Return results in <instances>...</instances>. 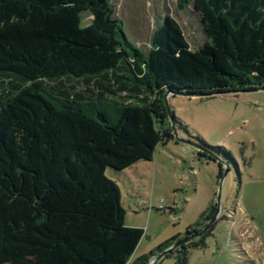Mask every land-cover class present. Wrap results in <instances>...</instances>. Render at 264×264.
I'll list each match as a JSON object with an SVG mask.
<instances>
[{"label": "trees", "instance_id": "16d2710c", "mask_svg": "<svg viewBox=\"0 0 264 264\" xmlns=\"http://www.w3.org/2000/svg\"><path fill=\"white\" fill-rule=\"evenodd\" d=\"M191 5L205 45L192 51L167 15L145 56L112 0H0V264H132L144 231L126 226L106 172L152 162L174 139L156 95L264 88V0L179 1ZM212 228L188 246H205Z\"/></svg>", "mask_w": 264, "mask_h": 264}, {"label": "rangeland", "instance_id": "374dc122", "mask_svg": "<svg viewBox=\"0 0 264 264\" xmlns=\"http://www.w3.org/2000/svg\"><path fill=\"white\" fill-rule=\"evenodd\" d=\"M179 1L112 0V5L128 39L143 55L154 47L167 15L197 51L207 36L193 6L182 10ZM84 18L88 25L92 18ZM233 89L209 97L171 96V118L174 114L186 131L160 143L150 163L139 162L124 172L107 170L121 191L126 226L144 231L132 264L151 255L155 264H178L177 251L185 240L187 264H264V90ZM154 111L172 129L164 96L156 95ZM199 142L224 148L231 160ZM213 207L210 219L220 213L211 236L205 246L191 248L189 244L199 245L202 236L197 234L203 229L193 232V227Z\"/></svg>", "mask_w": 264, "mask_h": 264}, {"label": "water", "instance_id": "95a60500", "mask_svg": "<svg viewBox=\"0 0 264 264\" xmlns=\"http://www.w3.org/2000/svg\"><path fill=\"white\" fill-rule=\"evenodd\" d=\"M259 90H264V88H253L251 90H245V91H259ZM222 94H225L223 92H214L212 94H202V93H195V94H190V95H185V96H188V97H209V96H214V95H222ZM183 96L182 94H179V93H173L171 90H168L165 94V105H166V108H167V111L169 113V117H170V122H171V125H172V132H173V135H174V138H177L178 139V136H179V131L177 130L175 124H174V120L173 118H171V113H170V107H169V99L171 96ZM226 166V172L225 174H227V171H228V164L225 165ZM219 213H220V210H217V213L216 215L211 218L208 222V224L199 232V234H197L198 237H201L203 236L204 234H206L207 231L210 230L212 224L217 220L218 216H219ZM188 242V240H185L183 241L180 245H182L181 247H184L185 244ZM151 264H155V261L152 262Z\"/></svg>", "mask_w": 264, "mask_h": 264}, {"label": "flooded vegetation", "instance_id": "af4514ba", "mask_svg": "<svg viewBox=\"0 0 264 264\" xmlns=\"http://www.w3.org/2000/svg\"><path fill=\"white\" fill-rule=\"evenodd\" d=\"M201 229H202V228H201ZM201 229H198L197 231H200ZM203 236H204V235H203ZM203 236H202V237H203ZM182 248H183V247H182Z\"/></svg>", "mask_w": 264, "mask_h": 264}, {"label": "crops", "instance_id": "0c3cea01", "mask_svg": "<svg viewBox=\"0 0 264 264\" xmlns=\"http://www.w3.org/2000/svg\"><path fill=\"white\" fill-rule=\"evenodd\" d=\"M147 163H150V162H147ZM138 164H139V163H138ZM135 166H137V164H136Z\"/></svg>", "mask_w": 264, "mask_h": 264}]
</instances>
